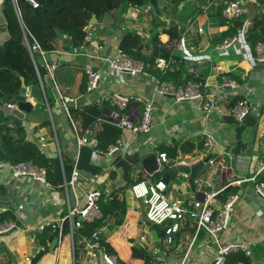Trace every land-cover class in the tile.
<instances>
[{"label": "crops", "instance_id": "obj_1", "mask_svg": "<svg viewBox=\"0 0 264 264\" xmlns=\"http://www.w3.org/2000/svg\"><path fill=\"white\" fill-rule=\"evenodd\" d=\"M227 1L157 0L159 13L154 4L149 3L156 14L142 7L113 11L103 18L97 17L96 25H89L94 34L91 42L85 41L89 27L70 29L66 31L67 37L60 32L65 42L61 44L62 49L54 53L60 58V66L53 81L62 105L55 97L53 87L39 73L44 102L38 105L31 96L27 101L33 106L32 113L24 120L12 117L21 121L26 143L35 146L47 160L60 161L62 183L52 186L46 175L47 183L53 188L49 190L35 179L14 178L12 167L15 165L0 161V218H6L5 223L0 222V227L11 222L15 225L14 229L0 236V264L9 261L32 264L41 255L43 257L37 264H105L101 258H93L89 251L78 246V238L89 237L95 231L101 233L104 252L123 264H154L159 259L168 264H183L187 240L192 239L195 243L185 264H212L221 246L240 240L254 251L251 264H264V200L255 194L254 182H249L255 177L259 182V177L264 174V63L256 59V46L264 43V1L251 3L243 0L247 15L234 21L223 15ZM158 14H161L160 25L156 27ZM241 29L246 33L240 40L221 50L225 41L237 36ZM128 33L139 36L141 46L138 50L141 49L146 57L152 52L156 36L161 46L172 51L170 59L178 66L172 72L178 75L175 80H170L172 84L177 89L190 83L199 84L204 99L175 102L171 96L158 93V85L152 76L161 79L159 70L155 69L152 74L148 72L151 77H132L113 72L107 62L89 56L93 46L103 45L105 49L101 55L106 59L115 58L123 53L121 43ZM8 38L0 5V46ZM35 54L40 56L39 52ZM87 68L104 73V78L94 91L87 88L82 92L84 80L88 79ZM223 77L232 79L237 87H223ZM27 90L31 95V90ZM116 93L130 98L127 109L121 110L111 104L110 97ZM239 101H246L250 108V114L243 122H238L232 114ZM65 102L67 107L69 102H75L74 106L68 107L69 114L64 109ZM146 102L154 105L153 128L149 134L134 135L108 119L112 113H118L136 123L143 115ZM207 103L212 104L210 110L205 109ZM15 105L18 107V102ZM94 109L100 116L86 127L85 119H76L71 114L72 110L78 115ZM106 124L115 127L120 134L114 144L100 148L98 138ZM14 125L15 120L9 123L10 128ZM206 135H211L214 140L210 148L205 145ZM78 138H86L90 143L79 148ZM119 139H123L124 144L117 153L110 154V147ZM184 147L190 151L184 152ZM160 153L168 155L170 165L164 166L165 170L148 174L143 160L156 155L161 167ZM209 156L215 163H208L196 179L185 174L173 179L168 171L173 166L194 165ZM77 157L81 176L77 188L80 205H84L85 194L90 190L102 193V218L97 220L98 226L89 236H81L77 233L79 230L74 234L75 252L81 255V260L78 256L76 260L73 255V238L68 223L61 242L56 230L36 231L40 225L59 221L67 215L64 184L72 173L66 176L63 163L66 161L74 168ZM40 168L48 174L46 168ZM238 181L242 184L237 185L235 182ZM157 182L167 184L166 195L171 201L185 203L204 200V193L214 194L226 188L212 199L211 208L215 212L229 199L225 196L227 190L239 193L240 200L230 228L221 236L219 244L203 231L197 235V219L193 218L183 223L171 249L164 250L165 236H160L162 228L148 223L147 205L143 200L135 199L131 191L136 184ZM69 200L74 206L76 198L72 191ZM110 201L114 202V209L102 207ZM189 209L196 212L194 208ZM55 239L58 244L51 252ZM106 244L114 250L113 255L103 246Z\"/></svg>", "mask_w": 264, "mask_h": 264}, {"label": "built area", "instance_id": "obj_2", "mask_svg": "<svg viewBox=\"0 0 264 264\" xmlns=\"http://www.w3.org/2000/svg\"><path fill=\"white\" fill-rule=\"evenodd\" d=\"M251 3H255V0H249ZM4 0H0L2 5ZM16 14L21 19V12L18 7V0H12ZM29 3L34 7L38 8L39 4L36 0H29ZM224 17L229 21L239 20L247 15V9L244 7L243 0H228L223 9ZM89 27L85 41L91 42L94 38V34ZM246 33L245 29L238 30L237 36L229 38L221 46V50H226L235 45ZM30 42L28 37L25 38V45L32 56L34 53L39 52L42 61L44 62L45 71L49 76L54 79V74L57 70V66L47 60V54L44 52L40 44L33 38ZM105 49L103 45L93 46L89 56L91 59L105 61L108 63L109 69L116 73H126L132 77L137 76H150L146 70V66L143 62L135 60L128 54L120 53L113 59L104 58L101 53ZM256 59L264 63V43H258L256 46ZM156 68L162 75L175 72L178 69L176 62L172 59H158L156 61ZM86 75L88 77V91H94L98 88L104 73L95 71L92 68H87ZM152 80L158 85V93L165 96H171L175 102L184 101H202L204 99L201 86L198 84H188L183 89H177L172 83L157 79L152 76ZM221 85L226 88H236L237 84L232 79L223 77ZM31 95L28 93L27 100L30 99ZM111 104L121 110L127 109L130 98L122 96L121 94H113L110 97ZM141 102V99H137ZM212 104L207 103L205 105L206 110H210ZM11 110H15L18 107L16 105H8ZM64 109L69 114V108L67 102L64 103ZM153 113L154 105L152 102H146L142 117L138 122H133L129 117L122 116L118 113H112L108 119L119 127L121 130H126L134 135H146L151 133L153 128ZM233 116L238 122H243L250 114V108L246 101H239L232 109ZM205 145L207 148L213 146L214 140L211 135H206ZM89 142L86 138H78V146L87 145ZM124 144L123 139H119L115 145L110 147V154L117 153L120 147ZM78 157L75 160L74 168L69 181H65L64 190L68 199V212L67 215L59 221H50L40 225L36 231L42 233L47 228L56 230L59 234V242L64 238L65 224H69L70 235L73 238V255L77 260H81V255L75 252V232L83 227L84 224L94 223L102 218L101 212V199L102 193L99 190H90L85 194V203L80 205L77 197L78 184L81 181L80 172L78 169ZM159 163L161 166H169L170 159L166 153L159 154ZM215 162L212 160L209 164L213 165ZM46 170L40 168L32 163H21L12 167V176L14 178L29 177L35 179L42 184H45L49 190L53 189L46 180ZM249 182H254V192L262 200H264V182L259 183L257 178L250 179ZM237 185H241L242 181L235 182ZM226 188H223L217 193L210 194L204 193V200H193L189 203L182 201H171L166 195L167 184L165 182H157L155 184L139 183L132 187V195L135 199L143 200L147 205V221L150 225L165 228L164 237V250L169 251L173 244H175V236L178 235L183 227V223L187 220V216L190 215L197 219V235L200 232H205L211 237L215 243L219 244L221 236L226 233L231 225V220L235 211L236 204L240 200V194H234L229 197L227 202L223 205L222 209L215 212L211 208L212 199L219 193H222ZM73 192L76 198L74 206L70 205L69 194ZM189 208H194L196 212H192ZM15 228V225L11 222L6 224L4 227H0V236L8 233ZM101 233L95 231L89 237L78 238V246L83 250L89 251V254L93 258H101L105 264H120L116 258L107 255L103 248ZM186 243L187 248L184 255L183 264L190 257L193 249L195 240L192 239ZM43 249H39L42 251ZM243 253L246 257L251 258L253 252L251 248L243 241L229 242L224 246H221L217 252V255L212 264H226L227 258L233 253ZM29 261L30 258H27ZM154 264H168L167 262L159 259Z\"/></svg>", "mask_w": 264, "mask_h": 264}, {"label": "trees", "instance_id": "obj_3", "mask_svg": "<svg viewBox=\"0 0 264 264\" xmlns=\"http://www.w3.org/2000/svg\"><path fill=\"white\" fill-rule=\"evenodd\" d=\"M39 4L38 8H34L29 0H18V7L21 12V19L18 18L12 0H4L2 13L6 21V30L9 34L5 44L0 46V161L9 162L18 165L22 162H33L39 167L47 169V179L52 186H59L62 183V165L59 160H47L40 154L38 149L25 142V130L21 125V121L12 116H5L3 111L6 105H15L23 90V79L26 87L31 90L32 98L38 101V105L44 102V93L42 91L40 75L44 72L41 57L34 53L30 54L26 45L25 38L28 37L30 42L32 37L39 42L42 50L48 54H54L62 49V43L65 39L58 37L57 31L64 36L68 35L66 31L70 29L84 30L89 27L93 15L103 18L107 14L127 9L130 7L141 8L149 3L154 4L159 13L157 0H36ZM260 2L264 0H258ZM160 16L158 14L155 26L160 25ZM67 37V36H66ZM67 40V39H66ZM264 42V41H263ZM141 46L140 38L137 34L128 33L124 36L121 43L123 53L130 55L135 60L145 64L149 73L156 71V61L158 59H167L173 56L171 50L165 49L157 42L154 37L152 42V52L149 57L142 54V50H138ZM160 73V72H159ZM178 75L176 73H168L160 78L163 81L171 82ZM172 83V82H171ZM88 88V79L84 80L81 87L82 92ZM76 119H85L84 126H88L96 120L100 115L98 110H90L88 113H80L76 115L74 110L71 112ZM15 120L14 128L9 127V123ZM104 131L99 135L98 146L107 148L115 143L119 138L120 131L111 125H105ZM190 151L187 147L183 148L184 152ZM64 171L66 176L72 173L73 166L68 165L66 161ZM55 172V173H54ZM57 174V175H55ZM57 176V177H56ZM56 177V179H53ZM259 182H264V174L259 177ZM235 190L229 189L225 196L234 195ZM103 208L108 210L114 209V202L110 201L102 204ZM123 218V216L121 215ZM6 218L1 217L0 222L5 223ZM98 222L84 224L77 232L81 236H89L91 232L98 226ZM2 224V223H1ZM68 225L65 226V232ZM105 246L109 254H114V250L108 244ZM254 252V251H253ZM259 255V254H258ZM255 256V253H254ZM43 255L33 260L32 264H37ZM251 259L243 253H233L227 260L226 264H251ZM120 264H123L119 262ZM13 264V261L7 262ZM79 264V263H78Z\"/></svg>", "mask_w": 264, "mask_h": 264}, {"label": "water", "instance_id": "obj_4", "mask_svg": "<svg viewBox=\"0 0 264 264\" xmlns=\"http://www.w3.org/2000/svg\"><path fill=\"white\" fill-rule=\"evenodd\" d=\"M142 9H144V10L150 9L154 14H156L155 9L151 4H147V5L143 6ZM90 24L93 26L97 24V16L94 15L92 17ZM57 33H58V37L60 39H62L64 37L59 31H57ZM178 54L179 53H177V55ZM47 60L49 62L50 61L53 62L57 67L60 66V58L58 55H54V54L50 55L49 54V55H47ZM42 77L44 78V80L46 82H48V84L50 86L53 87L54 95L59 100V104L62 105V100L60 99V94H59L58 90L54 87L55 86L54 81L51 78V76H47L46 73L43 72ZM22 81H23V90H22L21 95L18 99V108L15 110H11L8 106L4 107V111H5V114L7 116H14L19 120H24L27 117V115L31 114L33 111L32 104L27 101L28 90L26 87V83H25L24 79ZM74 105H75V102H69L68 103V107H72ZM210 159H211V157L209 156L205 160H202V161H200L194 165H191V166H189V165L173 166V167L169 168L168 171L172 175L173 179H175L179 174L190 175L193 179H196L198 177L199 173L209 163ZM143 164H144V167L146 169V172L150 175L153 174L158 169L165 170L164 166H161V167L159 166L158 159H157L156 155H151V156L146 157L143 160ZM187 219L192 220L193 217L188 215ZM165 232H166V229L162 228L161 232H160V236L164 237ZM57 244H58V239H55L51 245V248H50L51 252L54 251Z\"/></svg>", "mask_w": 264, "mask_h": 264}, {"label": "rangeland", "instance_id": "obj_5", "mask_svg": "<svg viewBox=\"0 0 264 264\" xmlns=\"http://www.w3.org/2000/svg\"><path fill=\"white\" fill-rule=\"evenodd\" d=\"M65 251H66V254H67V248L65 249ZM66 257H68V256H66Z\"/></svg>", "mask_w": 264, "mask_h": 264}]
</instances>
